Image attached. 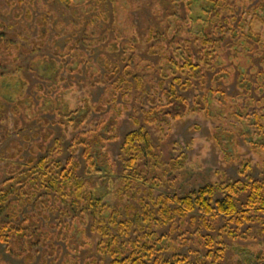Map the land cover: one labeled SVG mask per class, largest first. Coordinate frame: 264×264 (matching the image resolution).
Segmentation results:
<instances>
[{
	"label": "trees",
	"instance_id": "trees-1",
	"mask_svg": "<svg viewBox=\"0 0 264 264\" xmlns=\"http://www.w3.org/2000/svg\"><path fill=\"white\" fill-rule=\"evenodd\" d=\"M156 1L161 6L159 20L148 28L146 48L133 30L131 36L119 34L111 49L98 55L100 61H66V54L72 59L84 55L78 48L81 40L70 36L67 51L60 54L61 69L52 71L51 77L39 76L46 80L39 81L26 96L33 105V94L41 92L45 103L47 94L60 91L64 70L81 72L85 66L92 86L106 84L100 102H90L88 96L79 109L62 112L48 108L55 115L53 121L40 118L39 108L30 118L29 109L20 102L12 103L13 125L4 124V139L21 132L25 120L44 124V130L34 134L39 138L35 143L29 136L24 148L16 140L11 142L4 158L13 160L0 169V242L13 254L28 261L40 255L41 264H68L67 259L71 264H106L107 258L109 264H224L230 245L226 236L238 240L243 237L241 229L255 222L261 225L259 233L264 236V179H253L249 164L239 170L244 180L211 182L198 189L181 186L172 195H156L163 179L176 185L187 156L163 160L147 127L138 119V127L123 137L121 166L110 156L108 146L120 139L119 123L128 103L136 98L144 121L162 130L170 118L179 120L195 112L209 115L213 101L237 114L231 100L253 91L264 92V35L256 24L264 23V0ZM26 13L32 18L30 10ZM36 20L41 23L44 19ZM41 27L47 36L48 22ZM8 37L0 36L1 50L10 44ZM36 45L44 44L38 41ZM37 46L21 50L27 55ZM138 46L157 61L156 66L152 64L156 72L152 79L132 65L140 57L135 52ZM242 54L248 59L246 67L238 62ZM37 57L47 64L55 63L54 59ZM256 58L262 67L254 62ZM120 60L129 63L122 67ZM235 80L240 89L236 97L225 89ZM191 89L199 91L192 100L184 94ZM2 109L4 120L7 115ZM91 114L99 117L84 130ZM250 119L257 125V135L264 136V114L253 111ZM51 123L61 126L65 135L74 133L66 160L63 138L48 126ZM251 144L264 151V142ZM26 150L28 156H24ZM101 186L106 189L101 190ZM222 216L227 220L216 235L196 230L192 233L195 238L187 237L188 224L195 225L200 219L202 226L212 228ZM178 230L181 233L177 235ZM79 234L83 238L80 242ZM191 245L197 247L183 254L182 248ZM85 248L91 255L82 260ZM167 253L172 256L167 257Z\"/></svg>",
	"mask_w": 264,
	"mask_h": 264
},
{
	"label": "rangeland",
	"instance_id": "rangeland-1",
	"mask_svg": "<svg viewBox=\"0 0 264 264\" xmlns=\"http://www.w3.org/2000/svg\"><path fill=\"white\" fill-rule=\"evenodd\" d=\"M258 1L253 0L252 2ZM160 9L161 6L157 5L156 0H0V36L9 35L8 41H11L10 44L3 45V50L0 49V77H3L0 80V109L3 108L2 111L6 113L8 119L2 120L0 117V169L3 166V168H7V163L13 160L4 158L9 154L7 148L11 146L13 140H16L17 145L24 148L26 136L32 138L35 143L39 138H35L34 134L44 130L43 122L36 119L25 120L21 132L4 139V124L11 123L10 127L13 125L12 103L20 102L29 109L30 118L37 113L34 110L39 108L40 118L53 121L55 115L49 112V109H57L62 112L79 109L85 105V99H89L88 96L91 97L90 102L101 101L106 84L100 83L97 86H92L91 78H88L84 73L85 66L82 67L81 72L68 71L67 69L62 71L65 80L60 83V91L49 93L51 88H48L47 96L49 95V98L45 100V103L42 102L44 98L41 97L43 95L41 92L32 93L33 105H31V100L26 97L27 94L31 95V91L39 81L46 80L41 79V76L51 77L52 71L61 69L60 54L64 56L67 51L65 47L70 43L68 38L74 36V40L78 42L81 40L78 43V48L84 55L72 59L71 55L66 54V61H80V59L100 61L98 55L106 49L110 50L112 41L117 39L119 34L131 36L133 30L137 32V36H140L143 47L146 48L148 28L158 22ZM27 10L32 12V18L27 17ZM103 11L105 15L102 13ZM199 13L196 8L195 14ZM99 15L104 16L99 17ZM37 17L44 20L39 23L36 20ZM104 17L109 18V21H103ZM47 22L49 33L45 36L42 34L43 27L41 26H47ZM256 24L257 29L264 35V23L257 21ZM38 41H42L44 45L37 46ZM34 46L37 48L31 53L23 54L21 48L32 49ZM19 47L20 49H18ZM135 52L140 54V57H136L132 65L137 66V69L147 76V79H152V73L156 76L155 69L152 67V64L157 65L156 59L139 46ZM39 55L54 59L55 63L47 64V61H39L37 57ZM18 57H20L19 61H17ZM240 59L238 62L246 67L247 57L242 54ZM32 61L35 63L34 65ZM254 62L257 65L261 64L257 58L254 59ZM119 63L123 67L129 62L120 60ZM76 64L75 62L73 69ZM89 66L93 68L94 72L96 71L92 64ZM260 66L262 67V65ZM101 70L105 72L103 68ZM252 79L255 80L253 77ZM225 89L229 95L235 97L240 92L236 80L229 82ZM197 92L199 93L197 89H191L184 94L192 100ZM120 102L124 103L123 100ZM231 105L237 106L235 108L237 114L230 113L213 101L210 105L209 115L195 112L187 114L179 120L170 118L168 122L164 123V128L160 130L157 126H149L144 121L142 105L136 98L133 102L128 103L129 109L119 123L118 135L120 139L111 142L108 146L110 156L118 166H121L120 154L123 137L127 132L138 127L136 123V119H138L142 125L147 127L158 152L163 155V160L168 161L170 158L179 157L182 154L187 156L186 167L176 185L163 179L162 184L156 187V195L159 193L172 195L181 186L184 189H198L211 182L244 180L240 176L239 170L245 166V163L250 165L249 175L253 179L263 180L264 151L255 149L256 147H253L251 142L262 143L264 136L257 135V125L255 126L254 121L250 118L253 111H260L264 114V92L253 91L246 97H237V99L231 100ZM244 106L245 109L241 110L240 108L243 109ZM94 117L97 119L99 115L91 114L89 123L84 126V130L93 126L90 121L94 120L95 122ZM262 123L264 126V119ZM48 126L55 131L57 137L63 138V146L66 149L63 160H66L70 154L68 147L74 133L68 131L65 135L62 127L58 124L51 123ZM29 153L26 150L24 156H28ZM105 189V186H101V190ZM32 210H35L34 206H32ZM28 211L29 209H24V212ZM261 216L264 221V214ZM226 220L227 218L222 216L212 228H208L202 226L199 219L195 225L188 224L186 226L187 231L190 232L187 237L195 238L192 233H195L196 230L202 231L204 235H216ZM209 222L212 226V220ZM249 227L250 229H248ZM260 228L261 225L255 222L245 225L241 229L243 237L238 240H232L226 236L225 239L230 245L224 264H260L261 262L264 264V236L259 233ZM180 233L181 231L178 230L177 235ZM245 235L249 237L245 238ZM77 239L80 242L83 239L82 235L79 234ZM190 247L197 246H185L182 248V253L187 254ZM90 255L91 252L85 248L80 254V258L83 260ZM94 255L100 258V255ZM166 256L171 257L172 253H167ZM40 257L37 255L33 261H28L22 256L13 254L6 244L0 242L1 264H41ZM70 261V259L66 260L68 264H71ZM109 261L110 258H107L106 264H109Z\"/></svg>",
	"mask_w": 264,
	"mask_h": 264
}]
</instances>
